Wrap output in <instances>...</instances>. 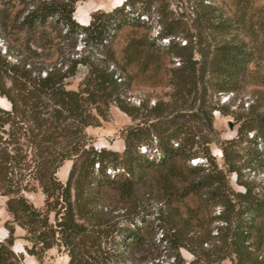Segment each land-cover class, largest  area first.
Segmentation results:
<instances>
[{
    "label": "trees",
    "instance_id": "trees-1",
    "mask_svg": "<svg viewBox=\"0 0 264 264\" xmlns=\"http://www.w3.org/2000/svg\"><path fill=\"white\" fill-rule=\"evenodd\" d=\"M78 1L34 2L18 23L0 16L1 37L9 27L28 37L0 47V96L10 102L0 106V195L10 215L0 264H22L13 249L17 228L37 260L55 247L68 264H264V189L250 177L264 170V98L235 116V137L222 139L214 128L215 111L231 112L214 97L244 90L251 65L264 58V5L236 0L229 14L215 0H189L193 16L180 20L161 4L158 38L182 33L186 43L132 40L121 63L112 38L130 12L97 9L81 24ZM189 21L193 29H179ZM36 39L41 52L30 46ZM170 57L179 65L165 66L169 100L132 104L131 76L118 69L140 61L147 71ZM113 107L138 120L121 129L122 150L98 148L87 133ZM197 158L204 162L193 164ZM231 174L243 190L231 185ZM38 192L43 207L29 197Z\"/></svg>",
    "mask_w": 264,
    "mask_h": 264
},
{
    "label": "rangeland",
    "instance_id": "rangeland-1",
    "mask_svg": "<svg viewBox=\"0 0 264 264\" xmlns=\"http://www.w3.org/2000/svg\"><path fill=\"white\" fill-rule=\"evenodd\" d=\"M43 0H9L8 4L0 5V16L5 19V21H14L18 23L23 19V16L31 9L34 2H40ZM236 0H215L217 6L221 8L222 11L226 13H232L235 9ZM125 0H79L76 4V10L74 12L75 19L81 23L85 21L88 23L89 15L91 12L102 9L106 12H111L117 8L124 7L125 11H129L127 21L120 31L112 30L111 33L116 32V36L112 38L113 49L116 52L117 57L120 62H124V51L128 43L132 40L143 39L148 42L156 41L165 46L167 44H162L159 36V31L161 29L160 23L158 22V16L156 7L162 4L167 6V13L169 11L174 12L170 16L174 18L182 17L184 20H189L188 15H192V3L189 0H164L163 2H153L150 0H128L127 5L124 4ZM254 7L259 8L264 5V0H255ZM151 5V6H150ZM143 11V13H141ZM133 12V13H132ZM50 20V19H49ZM141 22V23H140ZM190 24V21H189ZM186 26L182 23L179 29L182 30ZM192 28V27H191ZM193 29V28H192ZM49 38L53 39L54 43L62 42L66 45L69 42L62 41L60 35H58V30H52L50 27H45L44 29ZM173 38L175 42L181 44V40H187L182 33H179L177 37L166 36ZM28 38L25 34L19 35L16 33L12 27H9L7 32L4 33V37L0 36V47L4 51L5 45L7 44H20L25 42ZM179 38L180 40H177ZM172 40V39H171ZM36 41L31 42V48L41 52V48L37 46ZM83 46L78 42V46L75 50L82 52ZM44 51L43 53H45ZM76 56V55H74ZM163 61V60H162ZM164 63L157 68L149 69L147 71L140 67V61H136L124 67V69L117 68L118 74H121L124 78L131 76V87L127 92V96L132 104L140 105L144 101H148L149 105L155 104L158 100L167 102L169 100V94L171 92V87L167 85V77L165 66H177L179 65V59L177 57L164 59ZM251 76L247 87L236 93L226 104L230 105L231 112L228 115H222L219 112L215 113L216 117L214 119V128L217 132V136L222 139H231L236 136L237 128L239 124L236 122L235 116L237 114H246L248 108L251 104H256L260 99L264 98V58H262L258 63L251 65ZM83 68L80 69V74H82ZM77 78L74 79L73 86L77 84ZM215 99H220L221 96H215ZM246 104H249L246 107ZM0 106L10 107V102L5 98L0 96ZM138 120H132L126 113L120 109L113 107L110 111V115L107 121L102 122L99 127H89L87 128V133L93 138L96 147H108L113 149H122L123 140L120 137L121 129L135 124ZM229 121L234 123V129L232 130L228 124ZM251 136V135H250ZM211 151L216 155L219 164L223 163L221 157V150L219 146L215 143L211 144ZM71 161H66L58 171V176L65 181L68 172L71 168ZM251 178L254 179L255 187L257 191L264 189V170H257L256 173H252ZM231 185L236 190H243V187L236 182V177L234 174L230 176ZM32 202L43 207L44 196L41 192L33 193L29 195ZM188 203L190 205L195 204L194 198H189ZM10 220V215L5 206V197L0 195V241L3 240L8 232L4 227L5 222ZM24 234L23 230L17 228L16 236L17 240L13 249L16 253L22 254L23 259L22 264H68L69 257L66 253L59 251L57 248L49 249L41 260H37L35 257L28 254L25 249L27 242L21 237ZM183 255L189 259L191 255L186 251L182 250Z\"/></svg>",
    "mask_w": 264,
    "mask_h": 264
},
{
    "label": "built area",
    "instance_id": "built-area-1",
    "mask_svg": "<svg viewBox=\"0 0 264 264\" xmlns=\"http://www.w3.org/2000/svg\"><path fill=\"white\" fill-rule=\"evenodd\" d=\"M175 38V37H174ZM171 39L173 38H170V37H162L160 38V41L162 44H169ZM177 40H180L179 38H176ZM186 43V40H181V44L184 45ZM221 96V103H226L228 102L232 97L235 96V94L233 92H228V93H223V94H220ZM249 104H246V107L248 106ZM219 111H215V113H218ZM141 150L142 151H146V148L145 147H141ZM191 162L193 164H197V163H201V162H204V159L202 158H197V159H193L191 160Z\"/></svg>",
    "mask_w": 264,
    "mask_h": 264
},
{
    "label": "water",
    "instance_id": "water-1",
    "mask_svg": "<svg viewBox=\"0 0 264 264\" xmlns=\"http://www.w3.org/2000/svg\"><path fill=\"white\" fill-rule=\"evenodd\" d=\"M228 124H229L230 128L233 130L234 129V123L232 121H229Z\"/></svg>",
    "mask_w": 264,
    "mask_h": 264
},
{
    "label": "crops",
    "instance_id": "crops-1",
    "mask_svg": "<svg viewBox=\"0 0 264 264\" xmlns=\"http://www.w3.org/2000/svg\"><path fill=\"white\" fill-rule=\"evenodd\" d=\"M123 148H124V142H123ZM123 148H122V149H123ZM112 149H113V148H112ZM122 149H116V150H122Z\"/></svg>",
    "mask_w": 264,
    "mask_h": 264
},
{
    "label": "bare ground",
    "instance_id": "bare-ground-1",
    "mask_svg": "<svg viewBox=\"0 0 264 264\" xmlns=\"http://www.w3.org/2000/svg\"><path fill=\"white\" fill-rule=\"evenodd\" d=\"M82 23H84V24H85V21H84V22L82 21Z\"/></svg>",
    "mask_w": 264,
    "mask_h": 264
}]
</instances>
